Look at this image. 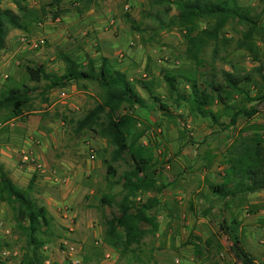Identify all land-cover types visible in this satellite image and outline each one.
<instances>
[{
    "label": "rangeland",
    "instance_id": "374dc122",
    "mask_svg": "<svg viewBox=\"0 0 264 264\" xmlns=\"http://www.w3.org/2000/svg\"><path fill=\"white\" fill-rule=\"evenodd\" d=\"M16 1L35 10L43 6L44 13L36 10L25 16L23 28L9 27L0 47V90L20 83L33 86L20 116L2 120L7 109L0 110V143L16 146L25 136L42 142L30 151L33 169L28 171L34 173L30 194L50 216V228L37 247L38 264H239L232 242L249 253L252 264H262L264 189L221 199L210 185L221 179L226 148L234 136L257 135L264 144V100L257 98L263 86L256 72L257 66L264 70V0H235L260 20L262 27L252 36L256 59L235 47L245 25L228 19L218 38L199 50V63L186 52L184 28L163 24L176 13L174 3L164 14V4L150 0H92L84 8L76 0ZM0 5L16 10L14 0H1ZM212 22V17H201L196 26ZM63 52L80 64L93 59L96 66L106 56L128 79L150 84L148 90L135 85L145 99L143 106L123 102L119 108L131 114L127 140L149 156L147 171L154 179L134 197L155 199L149 209L155 223L127 247L120 226L116 235L106 233L115 206L100 196L119 197L129 153L124 150L113 158L112 145L104 137L86 127L74 128L75 119L101 101L103 89L86 78L46 89L44 81L35 83L24 71L25 64L42 63L46 70L61 73ZM221 69L250 76L245 83L248 97H233L242 111L230 126L223 125L227 109L220 102L210 106L217 121L192 112L176 96L188 90L186 81L176 76L177 89L171 91L162 77L166 72H194L200 78L212 70L219 79ZM23 151L29 152L8 155L16 166H22ZM104 160L115 168L113 176L106 174ZM27 179L15 183L24 187ZM25 243L10 205L0 200L3 264H22Z\"/></svg>",
    "mask_w": 264,
    "mask_h": 264
},
{
    "label": "trees",
    "instance_id": "16d2710c",
    "mask_svg": "<svg viewBox=\"0 0 264 264\" xmlns=\"http://www.w3.org/2000/svg\"><path fill=\"white\" fill-rule=\"evenodd\" d=\"M90 1L92 0H76L81 8L87 7ZM14 2L16 10L0 5V47L3 46L9 27L23 28L25 16L35 14L36 10L44 13L43 6L35 10L19 4L16 0ZM150 2L164 4L162 9L164 14L170 10L171 3L175 4L176 13L171 14L165 23L159 21L167 27L178 25L184 28L186 52L195 63L201 62L198 54L201 47L209 40L218 38L219 29L228 19H234L245 25L240 36L235 40V47L246 50L253 59L257 58L258 48L252 36L261 29L260 20L256 14H252L246 6L236 3L235 0H150ZM78 9L80 10L79 7ZM56 13L53 12V15ZM201 17H212L213 22L197 28L196 20ZM60 58L64 64L61 73L46 70L42 63H31L24 65L25 74L35 83L44 81L43 85L46 89L63 86L67 81L77 78L95 79L103 89L101 101L78 116L75 119L74 128L78 130L86 127L104 137L112 145L113 158L121 156L124 150L129 153V166L121 172L119 197L115 199L112 195L100 196L101 201L108 204L113 203L115 206V212L106 221V233L116 235L115 228L120 226L123 231L124 246L127 247L131 243L139 242L148 231L147 226L155 223L154 214L149 211L155 199L147 197L140 200L134 197L137 190L151 187L154 179L151 172L147 171L149 156L143 153L140 145L127 140L131 114L120 112L119 108L123 102L143 106L145 99L135 85L148 90L150 84L143 79L133 81L128 79L122 71L112 68L106 56L100 57L97 66L90 58L80 64L65 52L60 55ZM256 72L263 86V91L257 98L264 100V70L257 66ZM200 75L202 77L199 78L194 72L186 74L166 72L162 77L168 90L171 91L177 89L176 76L186 81L188 90L177 92L176 96L186 102L190 111L209 116L217 121L216 112L210 106L214 101H218L223 108L227 109L228 120L223 125H232L237 114L242 111V106L233 103V97L237 95L248 97L245 83L250 80V76L235 74L225 69L219 71V79L212 70L208 74L201 73ZM32 87V85L20 83L6 85L0 90V110L7 109L2 120L21 115L22 107L29 100L27 92ZM104 163L106 174L113 176L115 168L105 160ZM224 163L221 179L210 185L211 190L221 199L264 189V144L259 136L242 135L241 133L234 136L226 148ZM33 178L34 173L28 178L24 187L18 186L0 162V200L10 205L13 219L25 235L26 243L21 257L22 264H38L37 247L44 241L42 235L45 230L50 228V216L46 206L37 203L30 194ZM231 248L239 264H252L247 251L235 242H232ZM0 264H3L1 259Z\"/></svg>",
    "mask_w": 264,
    "mask_h": 264
},
{
    "label": "crops",
    "instance_id": "0c3cea01",
    "mask_svg": "<svg viewBox=\"0 0 264 264\" xmlns=\"http://www.w3.org/2000/svg\"><path fill=\"white\" fill-rule=\"evenodd\" d=\"M10 31L13 32L14 30H10ZM24 124H21V125H24ZM27 138H30V139H27ZM29 140H32L34 142V143L32 142V146H33L32 148L29 147V145H28ZM41 144H42V142H38V139H33L32 136H25L23 141L19 145H16V146L12 143H7V142H1L0 143V162L2 163L4 170L7 172V174L13 180L14 183L16 180L18 181L21 178H22V180L24 179V181L26 182L28 175H31L30 174L31 172H28V171H31L33 169L32 162L29 159L28 160H22V163H21L22 166L21 165L16 166L14 164V161L12 160V158H10L8 155H11L10 154L11 152H14L16 154H21L20 150L26 149L29 152L27 153V151H25V152L23 151L24 152L23 154H26L29 157H31L30 151H33V149L37 145L41 146ZM27 173H28V175H27Z\"/></svg>",
    "mask_w": 264,
    "mask_h": 264
},
{
    "label": "built area",
    "instance_id": "2783aa9c",
    "mask_svg": "<svg viewBox=\"0 0 264 264\" xmlns=\"http://www.w3.org/2000/svg\"><path fill=\"white\" fill-rule=\"evenodd\" d=\"M63 93V91L61 90V94ZM21 159L22 160H28V159H31V157H29L28 155H26V154H22L21 155Z\"/></svg>",
    "mask_w": 264,
    "mask_h": 264
}]
</instances>
